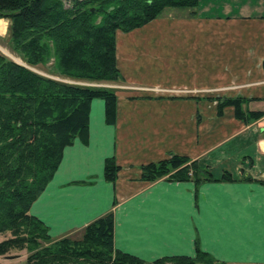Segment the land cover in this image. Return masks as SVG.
I'll list each match as a JSON object with an SVG mask.
<instances>
[{"label":"crops","instance_id":"1","mask_svg":"<svg viewBox=\"0 0 264 264\" xmlns=\"http://www.w3.org/2000/svg\"><path fill=\"white\" fill-rule=\"evenodd\" d=\"M191 13L168 10L144 27L117 31V66L125 86L117 88L116 124L106 123L105 102L94 100L88 142L77 139L65 149L53 180L31 208L52 238L113 212L115 248L146 262L194 257L198 243L221 262L264 263V120L245 124L233 107L218 116L216 106L209 110L204 102L140 89L178 88L185 77H264V0H200ZM8 24L0 20L5 55ZM172 155L239 180L199 186L141 180L144 165ZM111 157L121 168L115 183L104 177Z\"/></svg>","mask_w":264,"mask_h":264},{"label":"trees","instance_id":"2","mask_svg":"<svg viewBox=\"0 0 264 264\" xmlns=\"http://www.w3.org/2000/svg\"><path fill=\"white\" fill-rule=\"evenodd\" d=\"M199 2L0 0V20L9 22L12 50L25 63L0 54V234L11 235L0 242V256L26 250L24 264H230L218 261L198 243L194 257L170 256L154 262L119 251L114 246L113 212L60 239L52 238L45 223L31 213L58 171L65 149L77 139L88 142L94 100L105 102L106 123L116 124L117 89L92 85L125 82L117 66V31L144 27L168 10H187L193 16ZM50 63L55 69L50 75L75 84L34 70ZM218 100L219 116L233 107L236 119L245 124L264 117V99ZM120 170L116 159L108 158L105 180L115 183ZM163 178L196 186L239 180L229 171L217 175L178 155L141 168L144 182Z\"/></svg>","mask_w":264,"mask_h":264},{"label":"rangeland","instance_id":"3","mask_svg":"<svg viewBox=\"0 0 264 264\" xmlns=\"http://www.w3.org/2000/svg\"><path fill=\"white\" fill-rule=\"evenodd\" d=\"M8 36H9V24H8ZM5 47L8 50V54H6L7 56L3 54L4 56H6L7 58L13 60L18 64L25 65L22 57L16 54L12 50L10 41H9V45L8 46L6 45ZM34 70L44 76L60 79L65 82L75 84V82L73 81L64 80L59 77L50 75V73H54L55 71L53 67V63L52 64L50 63L46 67H38L36 69L34 68ZM184 80L182 83H180V86L178 88L167 87V86H158V87L143 86L140 87V89L144 90L147 93H154L156 95L158 94L172 95L173 100L177 99L179 101H194L196 104H199L200 102H204V104L209 107V110H211L214 106L218 107L220 101L218 99L237 98V97L250 98L253 96L264 94L263 92L264 77H191L188 81H186V77H185ZM123 83L124 82H119L116 84L108 83V84L92 85V86H104L109 88L120 89L123 86H125V84ZM79 84L89 85L87 83H79ZM259 120H261L262 123L264 117ZM260 144H262L261 151L264 152V141H261ZM247 154H249V152ZM163 179L167 180V178H163ZM10 237H11L10 234H0V242ZM27 254L28 253L26 250L24 251L14 250L11 252V254H9L10 256H0V264H24L28 256Z\"/></svg>","mask_w":264,"mask_h":264},{"label":"water","instance_id":"4","mask_svg":"<svg viewBox=\"0 0 264 264\" xmlns=\"http://www.w3.org/2000/svg\"><path fill=\"white\" fill-rule=\"evenodd\" d=\"M11 258V257H10Z\"/></svg>","mask_w":264,"mask_h":264}]
</instances>
